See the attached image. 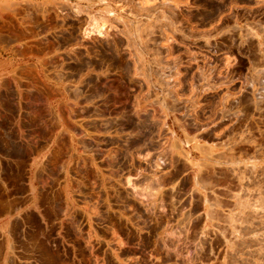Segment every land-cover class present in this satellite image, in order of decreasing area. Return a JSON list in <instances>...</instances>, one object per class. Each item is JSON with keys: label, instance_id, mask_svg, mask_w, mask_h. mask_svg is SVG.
Masks as SVG:
<instances>
[{"label": "rangeland", "instance_id": "obj_1", "mask_svg": "<svg viewBox=\"0 0 264 264\" xmlns=\"http://www.w3.org/2000/svg\"><path fill=\"white\" fill-rule=\"evenodd\" d=\"M0 38L40 49L0 264H264V0H0Z\"/></svg>", "mask_w": 264, "mask_h": 264}, {"label": "crops", "instance_id": "obj_2", "mask_svg": "<svg viewBox=\"0 0 264 264\" xmlns=\"http://www.w3.org/2000/svg\"><path fill=\"white\" fill-rule=\"evenodd\" d=\"M3 41L0 38V106L8 103V93L11 91L18 98L16 103L21 104L25 96L24 88L26 84H31L33 87L36 85L35 87L38 88L40 76L39 41L38 39L32 41L24 49L13 47L11 50H7ZM3 233L5 234L4 226L0 224V234Z\"/></svg>", "mask_w": 264, "mask_h": 264}, {"label": "bare ground", "instance_id": "obj_3", "mask_svg": "<svg viewBox=\"0 0 264 264\" xmlns=\"http://www.w3.org/2000/svg\"><path fill=\"white\" fill-rule=\"evenodd\" d=\"M185 1H187V0H185ZM231 4V3H230ZM143 8V7H142ZM173 12V11H172ZM222 15H224V14H222ZM219 17H220V15H219ZM218 17V18H219ZM222 17V16H221ZM148 29V28H147ZM148 32V31H147ZM242 35H244V34H242ZM254 45V44H253ZM254 49V48H253ZM252 52V51H251ZM257 52V51H256ZM256 54V53H255ZM258 54V53H257ZM138 56V55H137ZM255 57V56H254ZM252 59H253V57H252ZM258 59H259V57H258ZM257 60V59H256ZM256 60H255V62H256ZM260 60V59H259ZM258 61V60H257ZM261 62V61H260ZM254 63V62H253ZM258 63V62H257ZM258 65V64H257ZM256 68V67H255ZM209 78V77H208ZM6 89V88H5ZM250 99V98H249ZM253 101V100H252ZM258 102V101H257ZM262 103V102H261ZM257 104H259V103H257ZM260 106V105H259ZM260 107H262V106H260ZM187 139H189L190 140V138H187ZM194 141V140H193ZM199 146H201V144L199 145ZM200 148H204V150H206V151H208V149H210V148H208V147H205V146H201ZM203 152H205V151H203ZM217 162V161H216ZM200 178V177H199ZM202 178V177H201ZM205 183V182H204ZM219 204V203H218ZM242 204V203H241ZM212 212H213V210H212ZM217 214V213H216ZM214 215V214H213ZM232 215V214H231ZM217 216V215H216ZM220 216V215H219ZM218 216V217H219ZM233 216V215H232ZM221 218V217H220ZM234 218V217H233ZM224 220H226V219H224ZM235 227V226H234ZM233 227V228H234ZM237 227V226H236ZM262 228V227H261ZM240 229V228H239ZM236 230V229H235ZM238 230V229H237ZM247 230V229H246ZM236 232V231H235ZM245 232H247V231H245ZM240 234H242L241 232H239ZM258 234V233H257ZM263 235V234H262ZM247 236V235H246ZM240 238H241V236H240ZM256 238V237H255ZM254 239V238H253ZM237 240V239H236ZM258 240V239H257ZM234 241V240H233ZM232 241V242H233ZM253 241V240H252ZM256 243H258V242H256ZM241 244V243H240ZM245 244V243H244ZM232 245V244H231ZM241 246V245H240ZM243 247V246H242ZM241 247V248H242ZM253 247V246H252ZM251 247V248H252ZM261 248V247H260ZM229 252V251H228ZM240 252V251H239ZM253 256V255H252ZM240 258V257H239ZM255 258V257H254ZM261 259V258H260ZM254 260V259H253ZM246 261H247V259H246ZM237 263H238V261H237ZM240 264V263H239Z\"/></svg>", "mask_w": 264, "mask_h": 264}]
</instances>
